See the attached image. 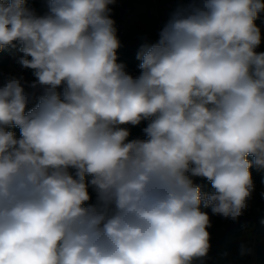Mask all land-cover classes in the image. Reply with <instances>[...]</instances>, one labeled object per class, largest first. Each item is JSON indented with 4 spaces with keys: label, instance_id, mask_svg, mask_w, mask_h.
I'll use <instances>...</instances> for the list:
<instances>
[{
    "label": "clouds",
    "instance_id": "clouds-1",
    "mask_svg": "<svg viewBox=\"0 0 264 264\" xmlns=\"http://www.w3.org/2000/svg\"><path fill=\"white\" fill-rule=\"evenodd\" d=\"M46 2L0 0V51L19 43L36 77L0 85V264L206 257L201 208L236 220L264 170V2L192 0L140 47L135 77L117 62L116 0Z\"/></svg>",
    "mask_w": 264,
    "mask_h": 264
},
{
    "label": "trees",
    "instance_id": "trees-1",
    "mask_svg": "<svg viewBox=\"0 0 264 264\" xmlns=\"http://www.w3.org/2000/svg\"><path fill=\"white\" fill-rule=\"evenodd\" d=\"M154 1L166 6L169 12L167 18L160 19L156 16L151 0H116L114 4L109 5L110 18L114 20L116 35L120 41V47L117 49V62L123 63L129 74L132 71L136 72V75L132 76H138L141 72L139 68L141 61L136 58L140 47L145 43L157 42L160 31L173 14L180 9L179 7L186 2V0ZM139 6H144V8L138 12L137 20L128 22L120 33L127 17ZM27 7L34 10L37 15H44L48 11L46 0H27ZM256 20L264 24V11L258 14ZM19 47V43H16L15 47L10 46L0 51V85L12 76L23 77L27 83L36 79L33 69L24 68L20 64L19 61L24 54L18 51ZM255 51L264 52V44H260ZM28 58L31 59V57ZM26 90L30 89L26 86ZM58 91L62 92V88ZM33 106L29 105L26 111ZM147 124L148 121H142L136 126L126 125L130 132L128 139H146L143 129L147 127ZM7 130L13 131L16 137L20 138L18 127L11 126ZM247 159L251 161L253 157L249 156ZM250 172L254 191L247 201V208L236 220L224 218L218 214L210 219L211 227L207 229L210 233V249L206 257L194 260L193 264H264V170H258L253 166ZM86 179L90 180L91 177H86ZM192 179L194 185L200 186L203 192H214L210 181L206 178L193 177ZM88 191L91 199L87 203L94 204L96 191L92 186H89ZM209 208L211 207H202L201 210Z\"/></svg>",
    "mask_w": 264,
    "mask_h": 264
},
{
    "label": "rangeland",
    "instance_id": "rangeland-1",
    "mask_svg": "<svg viewBox=\"0 0 264 264\" xmlns=\"http://www.w3.org/2000/svg\"><path fill=\"white\" fill-rule=\"evenodd\" d=\"M153 1V2H152ZM151 2H152V4H153V10H154V12H155V14H156V16L157 17H159L160 19L161 18H167L168 16H169V12L167 11V8H166V6L165 5H160V4H158L157 2H155L154 0H151ZM192 2V0H186V2L184 3V5L183 6H178L180 9L181 8H186V7H188V5L190 4ZM175 6V5H174ZM144 8V6H139V7H137L134 11H133V13H131L128 17H127V19H126V21H125V23H124V26L122 27V29L119 31L120 33H122V31L125 29V25H127L128 24V22H130V21H132V20H137V18H138V12L141 10V9H143ZM258 26H259V24H258ZM261 26V28H262V31H261V43L260 44H264V25H260ZM135 77V76H134ZM122 127H126V125H123ZM127 128V127H126ZM96 198H97V195L95 196V198L93 199V203L95 204L96 203ZM202 211H204L205 213H207L208 215H209V217H210V219L211 218H213V216H215V215H217V214H213L212 213V211H211V208H209V209H206V210H202Z\"/></svg>",
    "mask_w": 264,
    "mask_h": 264
},
{
    "label": "crops",
    "instance_id": "crops-1",
    "mask_svg": "<svg viewBox=\"0 0 264 264\" xmlns=\"http://www.w3.org/2000/svg\"><path fill=\"white\" fill-rule=\"evenodd\" d=\"M254 23L257 25V27L260 29V31H262V28L260 25H264V24L261 23L260 21H257V20H255ZM258 24H259V26H258Z\"/></svg>",
    "mask_w": 264,
    "mask_h": 264
},
{
    "label": "built area",
    "instance_id": "built-area-1",
    "mask_svg": "<svg viewBox=\"0 0 264 264\" xmlns=\"http://www.w3.org/2000/svg\"><path fill=\"white\" fill-rule=\"evenodd\" d=\"M131 75H136V72L132 71V72H131Z\"/></svg>",
    "mask_w": 264,
    "mask_h": 264
}]
</instances>
